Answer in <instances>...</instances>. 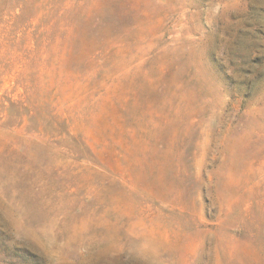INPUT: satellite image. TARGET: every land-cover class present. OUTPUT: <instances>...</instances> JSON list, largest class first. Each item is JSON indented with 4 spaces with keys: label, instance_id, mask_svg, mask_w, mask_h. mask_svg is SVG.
Listing matches in <instances>:
<instances>
[{
    "label": "rangeland",
    "instance_id": "rangeland-1",
    "mask_svg": "<svg viewBox=\"0 0 264 264\" xmlns=\"http://www.w3.org/2000/svg\"><path fill=\"white\" fill-rule=\"evenodd\" d=\"M0 264H264V0H0Z\"/></svg>",
    "mask_w": 264,
    "mask_h": 264
}]
</instances>
